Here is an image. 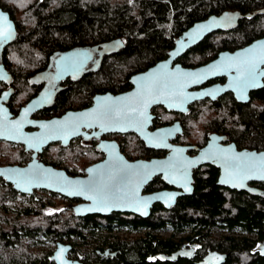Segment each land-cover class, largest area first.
Segmentation results:
<instances>
[{
    "label": "trees",
    "instance_id": "obj_1",
    "mask_svg": "<svg viewBox=\"0 0 264 264\" xmlns=\"http://www.w3.org/2000/svg\"><path fill=\"white\" fill-rule=\"evenodd\" d=\"M0 7L15 23L14 37L4 45L3 58L11 67L13 82L21 89L26 88L28 75L42 69L54 52L122 41L116 50L98 56L93 52L98 59L97 65L85 70L78 80L68 82L57 93L54 101L38 113L46 117L67 109L85 108L96 93H120L130 89L129 80L133 74L166 58L176 39L188 27L211 15H222L229 10L239 12L233 26L206 36L179 57L178 61L184 66L205 64L220 51L235 50L264 36V0H0ZM157 114V122L161 123H169L175 117L179 119L183 130L177 141L181 143L200 147L208 134L222 132L240 148L264 149V82L251 92L248 103H238L226 94L216 100L195 102L182 114L161 107ZM116 137L129 158L159 155L146 148L134 133ZM101 156L94 138H77L67 145L48 146L38 158L46 164L64 168L70 175H81L86 165ZM29 157L22 147L8 143L0 147V164L2 161L21 164ZM216 178L214 166L194 170L193 191L179 197L167 209L155 205L146 218L115 212L106 216H79L74 209L77 199L45 189L21 194L0 178V264H54L50 260L51 251H33L25 244L27 238L38 235L50 241H69L72 245L70 257L89 263L98 259V255L95 249L83 246L80 228L125 223L128 218L150 228L169 224L178 231L189 226L194 232L186 239L200 243L199 255L207 249L224 252L227 257L223 264H264V257L255 249L257 240L241 233L256 232L261 237L264 234V183H258L257 188L236 191L219 186ZM164 186L157 178L146 189ZM34 196L40 199L35 206L11 203L17 197L31 200ZM45 196L47 202L42 201ZM58 200L66 203L65 213H47L45 206ZM9 209H15L16 216L12 224L5 227L4 223L10 219ZM216 226L231 233L214 236L211 229ZM147 234L142 239L113 242L111 245L118 252L106 263L197 264L182 258L172 262L148 261V257L157 252L173 253L180 242L172 237L153 236L151 230Z\"/></svg>",
    "mask_w": 264,
    "mask_h": 264
},
{
    "label": "water",
    "instance_id": "obj_2",
    "mask_svg": "<svg viewBox=\"0 0 264 264\" xmlns=\"http://www.w3.org/2000/svg\"><path fill=\"white\" fill-rule=\"evenodd\" d=\"M225 28L226 21L222 15H211L194 22L176 39L166 58L130 77V89L120 93H96L92 103L83 109L68 110L50 119L32 120L28 110L27 114L23 111L16 118H11L9 110L2 105L0 139L23 143L27 150L33 151V158L24 165H0V178L12 184L21 194L45 189L69 199H77L79 203L74 205V209L79 216L106 215L116 211L131 212L142 218L149 216L153 203L160 202L170 207L179 196L189 194L191 170L205 163H215L219 167L217 184L231 190H248L251 182H264V149H238L234 142L222 144L218 136L212 135L198 153L191 156L187 154L189 145L171 141L180 132L179 124L149 129L154 118L152 108L156 105L168 111L184 112L193 101L214 99L226 92L233 93L238 102L246 103L250 91L263 85L264 36L233 51H220L205 64L188 67L177 61L206 36ZM14 29L15 24L10 15L0 8V31H7L11 35ZM92 57L93 50L90 47L63 52L56 60L62 65L59 76L84 68ZM253 75L255 82L252 86L243 87ZM223 76L226 78L224 83L193 89ZM106 107L113 110L110 116L102 115ZM90 124L91 127L88 126ZM26 127L37 129L27 131ZM87 130H97L100 134L134 132L148 147L170 151L164 157L130 160L116 142L103 141L100 147L106 156L88 165L83 175H70L63 168L35 158L49 143L68 144L72 139L86 135ZM160 174L168 185L180 190L142 193L153 177ZM93 182L107 184L115 191V197L110 198L105 205L88 198L94 195L93 192L77 191L80 186ZM70 249V244L58 242L50 259L55 264H83L67 257ZM211 255L218 257L214 264L223 263L226 256L218 252L208 254ZM178 256L192 258L193 249H179L167 258L172 261Z\"/></svg>",
    "mask_w": 264,
    "mask_h": 264
},
{
    "label": "flooded vegetation",
    "instance_id": "obj_3",
    "mask_svg": "<svg viewBox=\"0 0 264 264\" xmlns=\"http://www.w3.org/2000/svg\"><path fill=\"white\" fill-rule=\"evenodd\" d=\"M0 8H2V7H0ZM10 17H11V15H10ZM11 19L13 20L12 17H11ZM13 22H14V20H13ZM14 34H15V29L12 32V34L9 35L7 38L0 37V77H3V79H0V109L2 108V105L5 106L9 110V113L11 114V116H10L11 118H16L20 113H22L25 110H28L29 111V118L32 119V120L50 119V118H53V117L61 116L62 114H64L68 110H77V109H67V110H65L64 112H62V113H60L58 115H53V116H50V117H46V116H42V115L38 114V113H40V111H42V109L44 107H47L48 105H50L54 101L57 93L59 91H61L63 88H65L67 86L68 82L78 80L83 75V72L85 70L91 68L90 64L88 63L84 68H81V69L76 70L74 72L67 73V74H62L61 76H59V73L61 71L62 65L57 63L56 60L65 51L54 52L50 56L49 62L42 69L37 70L34 73L28 75V77H27L28 84H26V88L21 89V86H19V84H16V83L13 82L14 75L11 72V67L8 66L6 63H4V58H3L4 45H6L8 42H10L13 39ZM231 51H233V50H231ZM92 59H96L97 60V58L94 56V53H93ZM225 80H226V78L224 76L223 77L214 78V79L208 81L207 83L203 84L202 86L195 87L193 89H199L200 87H206V86L212 85L214 83H224ZM255 89H258V88H255ZM255 89L250 91L249 101H250V97H251V92L254 91ZM226 94H230L234 98V100L236 102H238L235 99V97L233 96V93L226 92V93H224V94H222L220 96H217L214 99L205 98V99L193 101V102L188 104L186 111L195 102L202 101V100H216L218 98L223 97ZM248 102H246V103H248ZM238 103H241V102H238ZM160 107L163 108L164 110L168 111L167 109H165L161 105L154 106L152 108V113L154 114V118H153V121H152V125L149 127V129L153 130V129L157 128V127L168 125V124H174V123L179 124L180 132H178L176 134L175 138L172 139L171 141L174 144L189 145L190 148L187 149V154H189L191 156L197 154L199 149L202 148L206 144L207 140L212 135L218 136L220 138L219 141L222 144H227V143L232 142V141L227 140V137H226L225 133H222V132L215 133V132H213V133L207 135V138H206L205 142L200 147L192 146V145H190L188 143H181V142L177 141V137L181 134V132L183 130V127H182L181 123L179 122V119L175 117L169 123L157 122V118H158L157 117V115H158L157 114V110ZM27 108H30V109H27ZM78 109H83V108H78ZM186 111L177 112V111L170 110L168 112H172L174 114H182V113H185ZM25 129L27 131H33V130L37 129V127H26ZM128 133H134V132H128ZM128 133H125V134H128ZM125 134H121V133L100 134L97 130H87V134L86 135L78 136V137L72 139L70 142H72L73 140H75L77 138H82V139H85V140H89L91 138H94L97 141L98 150H99V152L100 151L102 152V156L100 157V159H98L96 161H93V162L88 164V165H90L92 163H95L97 161L102 160L106 156L105 151H103L102 148L100 147V143L101 142H103V141H114L120 146L116 136L117 135H125ZM136 136H138V135H136ZM7 143L15 145L17 147H22L24 151L29 153V155H30L29 159H27L25 162H23V163H21L19 165H24L30 159L33 158V151L32 150H27L23 143L12 142V141H7V140H4V139H0V147L4 146V145H7ZM56 143L61 144L60 142H51V143H49L47 146L43 147L41 152H38L35 155V158L40 160L38 158V155L40 153H42L45 148H47L48 146H50L52 144H56ZM61 145H67V144H61ZM144 146L146 148H148V149H151V150L159 152V155H151L149 157L140 156V157H136V158H129L123 152L121 146H120V150L130 160H134V159H138V158L150 159V158H153V157H164L170 151L169 149H154V148L148 147L146 144H144ZM238 149H243V148L238 147ZM261 150H263V149H261ZM4 164H8V163H3V164H0V165H4ZM88 165H86V167ZM206 165L207 166L208 165L209 166H214V167L217 168V178H216V183H217L218 176H219V173H220L219 167L215 163L202 164V165H200V166H198L196 168H193L191 170V182H190L191 183V192L193 191L192 181H193L194 170L199 169V168H201L203 166H206ZM58 168H61V167H58ZM84 173H85V170H84L83 174ZM83 174H81V175H83ZM157 178H160L163 181L165 186L161 187V188L158 187V189L148 191L146 189L147 186L151 182H153V180H155ZM258 183H264V182H251L249 187L250 188H257ZM221 187L228 188V187H225V186H221ZM164 189L180 190V189H176L174 186L168 185L166 183V181H165V177L162 174H160V175H157V176L153 177V179L144 187L142 193H152V192L160 191V190H164ZM228 189H230V188H228ZM185 195H188V194H185ZM185 195H182V196H185ZM182 196H179V197H182ZM177 199H176V201H177ZM176 201H175V203H176ZM77 203H79V201ZM155 205H160L161 208H163V209L169 208V207H166L164 204H162L160 202H155L150 207L149 216L151 215L152 209H153V207ZM113 212L121 213V214H131V215H135L137 217H140L139 215H136V214L131 213V212H116V211H112V212H110V213H108L106 215H109V214H111ZM94 215H101V214H94ZM102 216H104V215H102ZM140 218H142V217H140ZM82 228H83V230H85V233H83V241L81 243L87 249H95L96 250V255H98V259L90 261L89 263H83V264H107L106 260L115 258L116 255H117V252H118V249H113V247L111 245L113 242H115V241H117L119 239H127V240H131L132 241V240L146 238L148 236L147 233L150 230H151V234L153 236L161 237V238H170V237H172V238H174V240L179 241L180 244H179V247L177 248V250L184 249V248L185 249H187V248H192L193 249V257L192 258H186V257L178 256L175 260H172V261H176L179 258H182V259L191 260V261H193V262H195L197 264H214L215 261L218 260V257L214 256V255L213 256L212 255L208 256V254H210L211 252H218V253L226 255V253H224V252H220V251H217V250H214V249H211V250L207 249L206 252L203 255L200 256L199 255L200 246H201L200 243L195 242V241L189 242L186 239V237L188 235H190L192 232H194V231L191 230V227H189V226H186L183 229H180L178 231H175L172 228V226L169 225V224L160 225V226H156V227L150 228L149 226H146V225H140V224H137V223L135 224L132 221H130V218H128L125 221V223L113 222L112 224H109V225L103 224V225H95L94 227L85 226V227H82ZM219 229L220 230H216V229L212 228L211 229L212 234L214 236H220L222 234L231 233V231L226 229V228L224 229V228H220L219 227ZM215 232H217V234ZM241 233L246 235V236H249L251 238H254L255 240H257V244H256L255 249H256L257 253L260 256L264 257V234L261 237L256 232H252V233L241 232ZM58 242H61L63 244H70L69 241H60L59 240ZM58 242L56 243L55 249L57 248ZM55 249L53 250V252L55 251ZM71 251H72V245H71V249L67 253V257L72 259V260H76V259L70 257ZM176 251H174V252H176ZM168 254L170 255L172 253H168ZM168 254L167 253H161V252L159 253V252H157L154 255H150L148 257V261H155V260H159L161 262H165L166 260L171 261V260H169L167 258L169 256ZM226 257H227V255L225 256L224 262L226 261ZM51 261L54 263L53 260H51ZM223 263H220V264H223Z\"/></svg>",
    "mask_w": 264,
    "mask_h": 264
},
{
    "label": "rangeland",
    "instance_id": "obj_4",
    "mask_svg": "<svg viewBox=\"0 0 264 264\" xmlns=\"http://www.w3.org/2000/svg\"><path fill=\"white\" fill-rule=\"evenodd\" d=\"M238 15H239V12L234 11V10L225 11L222 14V17L225 18L226 27L233 26L236 22ZM121 45H122L121 40H114V41H109V42L103 43L99 46L93 47L92 50H93V52H96L97 56H98V54L101 55L103 53L116 50ZM97 63H98V59L97 60L92 59L89 62L91 68L95 67L97 65ZM2 158L6 160V158L3 157V155H2ZM2 162L6 163L7 161H2ZM3 163H1V164H3ZM39 200L40 199L38 196H34L31 200H28V199H25L22 197H17L16 200L11 202V203H18L17 205H21V206H26V205L35 206L37 201H39ZM42 201L47 202L46 196L43 197ZM44 209L49 214L57 213V212L64 214L66 209H67V205L64 201L58 200V201H55L54 203L47 204ZM7 216L10 217V219L8 222L4 223L5 227H9V225L12 224V222L14 221L13 217L16 216V210L15 209H9V211L7 212ZM21 216L22 215L20 214L18 216V218H20ZM214 229L220 230L217 226ZM215 233L217 234V232H215ZM35 240H38V241L35 242ZM54 242L55 241H50L48 238H45V236H43V235H38L35 238H27L25 240V244L28 245V248L30 250H33V251H51V253L55 249ZM16 245L17 244H15V248H17ZM15 248H12V249H15Z\"/></svg>",
    "mask_w": 264,
    "mask_h": 264
},
{
    "label": "snow or ice",
    "instance_id": "obj_5",
    "mask_svg": "<svg viewBox=\"0 0 264 264\" xmlns=\"http://www.w3.org/2000/svg\"><path fill=\"white\" fill-rule=\"evenodd\" d=\"M10 35L9 32L7 31H0V37L7 38ZM0 79H3V77H0ZM255 82V75L252 76L250 81H247L244 83L243 87H250L252 84ZM211 95L212 93H208ZM112 108L111 107H106L104 110V113L102 115L104 116H110L112 113ZM25 114H27V110H25ZM143 115V113H141ZM91 127L92 125H88ZM89 171H92L89 169ZM78 192H84V191H91L94 193V195L89 196V199L94 200L95 202L99 204H107L108 200L112 197H115L116 193L115 191L110 188L107 184H96L95 182L89 183L86 186H80L77 189Z\"/></svg>",
    "mask_w": 264,
    "mask_h": 264
},
{
    "label": "built area",
    "instance_id": "obj_6",
    "mask_svg": "<svg viewBox=\"0 0 264 264\" xmlns=\"http://www.w3.org/2000/svg\"><path fill=\"white\" fill-rule=\"evenodd\" d=\"M80 231H81L82 233H85V230H83V228H80ZM78 240H81V238H80V239L78 238ZM56 241L58 242L59 240H55V242H54V245H55V246H56V243H57Z\"/></svg>",
    "mask_w": 264,
    "mask_h": 264
}]
</instances>
